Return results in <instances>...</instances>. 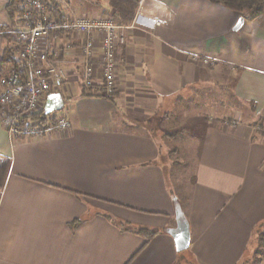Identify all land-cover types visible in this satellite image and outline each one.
<instances>
[{"label": "crops", "instance_id": "0c3cea01", "mask_svg": "<svg viewBox=\"0 0 264 264\" xmlns=\"http://www.w3.org/2000/svg\"><path fill=\"white\" fill-rule=\"evenodd\" d=\"M11 1L0 0V27L12 26ZM74 1L65 0L69 14H116L111 0ZM137 1L133 20L120 23L131 28L114 97L82 95V59L64 50L70 129L17 138L0 119V158L11 161L0 264H264L255 253L264 229V14L209 0ZM9 43L0 30V61ZM203 95L220 112L202 110ZM57 100L49 97L48 112L62 110ZM178 206L190 226L183 252L169 233ZM137 227L159 233L148 240Z\"/></svg>", "mask_w": 264, "mask_h": 264}, {"label": "built area", "instance_id": "2783aa9c", "mask_svg": "<svg viewBox=\"0 0 264 264\" xmlns=\"http://www.w3.org/2000/svg\"><path fill=\"white\" fill-rule=\"evenodd\" d=\"M15 3L16 25L8 47L18 66L0 78V119L10 137L43 139L71 127L60 97L69 78L61 53L76 52L82 59L84 86L112 98L118 91L120 49L131 27L111 17L69 14L65 0ZM56 3L62 8L55 14ZM194 60L210 63L199 55ZM50 96L60 99L56 102L61 101V111L46 110Z\"/></svg>", "mask_w": 264, "mask_h": 264}, {"label": "trees", "instance_id": "16d2710c", "mask_svg": "<svg viewBox=\"0 0 264 264\" xmlns=\"http://www.w3.org/2000/svg\"><path fill=\"white\" fill-rule=\"evenodd\" d=\"M209 1L213 3L221 4L235 12L246 15L247 17L251 19L264 14V0H209ZM15 2L16 0H13L7 6L8 14L12 21V26L11 27L9 26L0 27V30L4 31L8 39L10 38L11 30L16 25V9H15L16 3ZM110 3L116 12L114 16V22H116L119 25H122L120 23H129L133 20L136 9L138 7L137 0H111ZM55 7H56L55 14L57 12L58 13L61 12L62 7L60 4L56 3ZM17 66L18 64L15 60L14 55L12 54V51L9 49V47H7L5 50L4 58L0 61V78L4 74H6V72L10 68H16ZM88 90L93 93H89ZM82 95L90 96V95H100V94L97 93V91L94 89H87L84 91ZM192 102L195 103V100L193 98H192ZM200 105L202 107L201 109L203 110L205 104L201 102ZM195 106L198 107L197 104ZM10 166H11L10 160L0 158V192L3 190L5 186L6 179H7L9 170H10ZM78 223H79V220L75 221L73 225H77ZM119 225L124 227L126 224L124 222H119ZM134 230L138 234L144 236L148 240L159 233V230L151 229L147 227H137ZM257 241L258 243H257V248H256L255 253L257 257L261 258L264 256V229L257 231Z\"/></svg>", "mask_w": 264, "mask_h": 264}, {"label": "water", "instance_id": "95a60500", "mask_svg": "<svg viewBox=\"0 0 264 264\" xmlns=\"http://www.w3.org/2000/svg\"><path fill=\"white\" fill-rule=\"evenodd\" d=\"M243 23L244 18H240L234 30H239L242 27ZM169 233L173 236L175 240L177 251L183 252L188 250L190 246V226L186 217L184 216V212L181 206H178L177 211V227L171 229Z\"/></svg>", "mask_w": 264, "mask_h": 264}, {"label": "rangeland", "instance_id": "374dc122", "mask_svg": "<svg viewBox=\"0 0 264 264\" xmlns=\"http://www.w3.org/2000/svg\"><path fill=\"white\" fill-rule=\"evenodd\" d=\"M67 1H72V0H67ZM77 3H79V4H82L83 3V1H88V0H75ZM73 2V3H76V2ZM76 9H82V6H77V8ZM84 9V8H83ZM68 10V9H67ZM69 11V10H68ZM86 11V10H85ZM79 13H82V12H79ZM85 13V15H88L89 13L86 11V12H84ZM114 20V19H113ZM116 23V22H115ZM211 63V62H210ZM212 88H214V89H217V88H215V87H212ZM222 92V91H221ZM215 93V91L212 89V92H211V94H214ZM210 93H207L206 94V96H209V95H211ZM204 96V95H203ZM204 104H209V105H204V106H206L205 107V109L206 108H212L213 110L212 111H215V112H218L219 111V109H217L216 110V108H214V104L213 103H211V102H209V100H206L205 99V96H204ZM220 112V111H219ZM213 117H215V115L213 116ZM216 117H218V116H216ZM224 120H226V122L227 123H236V120H234V119H232V118H229V117H225V119Z\"/></svg>", "mask_w": 264, "mask_h": 264}]
</instances>
